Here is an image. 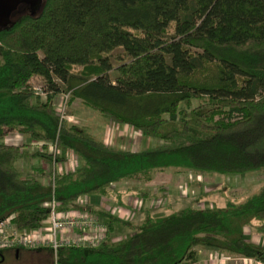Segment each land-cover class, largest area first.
Returning a JSON list of instances; mask_svg holds the SVG:
<instances>
[{
  "label": "trees",
  "instance_id": "1",
  "mask_svg": "<svg viewBox=\"0 0 264 264\" xmlns=\"http://www.w3.org/2000/svg\"><path fill=\"white\" fill-rule=\"evenodd\" d=\"M59 93L162 144L111 149L68 123L52 104ZM12 132L55 146L35 153L48 161L73 150L79 167L55 174L52 191L23 175V146L3 142ZM168 168L264 169V0H44L37 14L0 28V221L35 230L52 197L66 210L80 196H107L116 182L150 181ZM247 227L264 233V185L242 202L148 214L116 241L61 246L54 264H186L198 246L264 264Z\"/></svg>",
  "mask_w": 264,
  "mask_h": 264
},
{
  "label": "crops",
  "instance_id": "2",
  "mask_svg": "<svg viewBox=\"0 0 264 264\" xmlns=\"http://www.w3.org/2000/svg\"><path fill=\"white\" fill-rule=\"evenodd\" d=\"M40 96L42 99L46 98L44 93H41ZM64 96L65 94L59 93L52 97V104L57 110L58 106L62 105ZM96 112L84 106L80 99L75 98L69 101L68 112L64 115V118L69 122V124H73L72 122L75 123V119L79 122L83 120V123L78 126L84 127L91 136L103 142L111 149L139 152L150 149L152 147L151 142H160L157 139L144 136L139 130L130 125L114 123L102 115H98ZM3 142L7 145L23 146L21 149L19 169L22 171L24 176L37 179L45 187L49 186L52 173L54 175L67 174L75 171L80 164L79 156L73 150H67L65 152L66 158L61 162H54L53 160L48 161L38 155L36 156L35 153L37 152H46L49 154L53 153V145L49 142L46 143L33 140L28 136L17 132L7 134L4 137ZM163 172H166V170L162 172L155 171L153 178L146 182L135 180H123L116 182L111 185V192L107 196L93 195L81 196L79 198V200H82L85 210L95 214L94 216L98 222L106 226L107 231L103 241L107 238H110L111 241L124 238L126 234L120 232V230L122 231L123 229H119L120 227L123 228L124 224H127L129 229L130 225L134 223L135 220L144 221L148 214H159L154 212L155 207L158 206H150V202L153 198L157 200L156 193H158L157 190H159V187H153V185L150 184L157 179L158 173ZM165 189H167V187ZM168 190L169 189H167V192L162 197L165 199L168 197L167 200L172 197V194H170ZM212 194L213 193L202 194L201 192L202 199L199 201L200 204L196 205V207L206 208V206L203 207L204 204H208L207 208L219 206L216 204L215 199H213ZM171 204L168 203L166 211H171ZM210 205L213 206L211 207ZM163 209L164 208H162V210ZM61 212L67 216L70 215L71 212H75V210L69 208L61 210ZM139 215L141 216L138 217ZM111 219L113 221L108 223V220ZM115 219H118L121 225H118V223L114 221ZM44 225L46 226V223ZM97 234L100 235V231H98ZM244 234L246 240L259 246H264V233L257 232L253 227H247L244 230ZM93 236L94 233L92 231L81 232L80 230H68L60 235V239L73 240L80 238L84 243ZM46 238L48 239V237ZM196 250L197 259L194 262L186 264H263L253 258H247L223 251L221 252L206 246H198L196 247Z\"/></svg>",
  "mask_w": 264,
  "mask_h": 264
},
{
  "label": "rangeland",
  "instance_id": "3",
  "mask_svg": "<svg viewBox=\"0 0 264 264\" xmlns=\"http://www.w3.org/2000/svg\"><path fill=\"white\" fill-rule=\"evenodd\" d=\"M34 7L29 3L20 4L17 9L11 14L9 23L2 28L9 26L20 14H37L41 9L44 0H33ZM32 85L37 92H42L44 87L42 85V80L39 77H35L32 80ZM65 99V100H64ZM69 98L66 95L63 97L62 104L65 103L66 107L63 109V116L68 112V103ZM198 101H194V105H197ZM62 109V105L58 106V110ZM96 112V111H95ZM100 115L99 112H96ZM83 116V115H81ZM83 118V117H82ZM218 117H215L217 119ZM84 119V118H83ZM72 122L73 125H81L82 121ZM69 123V122H68ZM158 143V144H157ZM162 144V142H151L153 147H156ZM21 159V157H20ZM19 159V161H20ZM19 161L17 166L19 167ZM164 170H160L162 172ZM49 172V171H48ZM150 185L153 187H159L158 193H156L157 200L153 198L155 205L154 212L162 213L165 215L172 214L174 212L183 211L186 208L196 207L200 204L199 201L202 199L203 193H213L212 197L215 199L217 205L221 206L226 202V199H232L234 201L242 202L253 192L258 190L261 186L264 185V169L248 171L241 174H221V173H208V172H199V171H188L185 169H176L168 168L166 172L158 173L157 179ZM164 187V188H163ZM169 189V193L172 194L171 199L167 200L168 197L162 198L163 195ZM201 195V196H200ZM200 197V198H199ZM171 201V202H170ZM168 203H172L171 211H166ZM84 204L74 201L70 207L72 210H77L81 213L92 212L86 211ZM195 205V206H194ZM208 204H204L207 207ZM150 206H153L150 205ZM211 206V205H210ZM213 206V205H212ZM211 206V207H212ZM74 207V208H73ZM162 208H164L162 210ZM59 209V207H58ZM95 214H93L94 216ZM116 215V213H115ZM139 215L138 217H140ZM137 217V218H138ZM143 224L141 220H135L134 223L130 225V228L127 224L123 225V230L120 232L123 234H131ZM121 225V224H119ZM105 228L106 226L103 225ZM44 227V226H42ZM107 229V228H106ZM126 229V230H125ZM128 229V230H127ZM79 230V229H75ZM125 232V233H124ZM80 245H88L87 242H80ZM55 255L51 247L40 246L36 248L29 247H14L9 248L3 251L2 262L0 264H54Z\"/></svg>",
  "mask_w": 264,
  "mask_h": 264
},
{
  "label": "built area",
  "instance_id": "4",
  "mask_svg": "<svg viewBox=\"0 0 264 264\" xmlns=\"http://www.w3.org/2000/svg\"><path fill=\"white\" fill-rule=\"evenodd\" d=\"M65 107L66 104L63 103L62 109L58 110L62 116ZM54 152L55 146H53V153ZM54 177L55 175L52 173L49 182L52 191L55 186ZM80 197H78L76 201L83 204L82 200H79ZM150 204L154 206L155 202L152 200ZM45 205L49 209V216L46 221V226L44 225V227L35 230L19 231L13 227L9 219L0 221V252L14 247L36 248L48 246L51 247L54 251V255H56L57 249L61 246L80 245V242H82L80 238L73 240L60 239L62 233L75 229H79L81 232L92 231L94 233V236L87 241L89 246H96L105 239L107 229L100 224L92 214L81 213L76 210L66 216L58 209L60 204L54 197L47 201ZM98 231H100V235L97 234ZM46 237H48V239Z\"/></svg>",
  "mask_w": 264,
  "mask_h": 264
},
{
  "label": "water",
  "instance_id": "5",
  "mask_svg": "<svg viewBox=\"0 0 264 264\" xmlns=\"http://www.w3.org/2000/svg\"><path fill=\"white\" fill-rule=\"evenodd\" d=\"M25 0H0V20L7 19L16 6Z\"/></svg>",
  "mask_w": 264,
  "mask_h": 264
},
{
  "label": "flooded vegetation",
  "instance_id": "6",
  "mask_svg": "<svg viewBox=\"0 0 264 264\" xmlns=\"http://www.w3.org/2000/svg\"><path fill=\"white\" fill-rule=\"evenodd\" d=\"M24 4V3H29L32 7H34V1L33 0H25V1H23V2H20L17 6H16V8H15V10L17 9V7L20 5V4ZM15 10H13L12 11V13L15 11ZM11 13V14H12ZM11 14L9 15V17L6 19H4L3 21H1L0 20V28L1 27H3V26H5V25H7L8 23H9V19H10V17H11Z\"/></svg>",
  "mask_w": 264,
  "mask_h": 264
}]
</instances>
